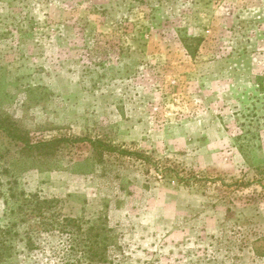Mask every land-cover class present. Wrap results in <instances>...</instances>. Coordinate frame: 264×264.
Returning <instances> with one entry per match:
<instances>
[{
	"label": "rangeland",
	"instance_id": "rangeland-1",
	"mask_svg": "<svg viewBox=\"0 0 264 264\" xmlns=\"http://www.w3.org/2000/svg\"><path fill=\"white\" fill-rule=\"evenodd\" d=\"M4 119L5 264H264V0H0Z\"/></svg>",
	"mask_w": 264,
	"mask_h": 264
},
{
	"label": "trees",
	"instance_id": "trees-1",
	"mask_svg": "<svg viewBox=\"0 0 264 264\" xmlns=\"http://www.w3.org/2000/svg\"><path fill=\"white\" fill-rule=\"evenodd\" d=\"M0 130L4 132L6 135H8L11 139H17L24 145V150L29 151H38L37 154L40 156L47 155L53 152L54 150L58 149L59 141H49V142H41L37 143L36 145H32L27 140H24V137H19L18 131L15 129V125L13 123H10L6 119L0 120ZM93 150L95 152H98V156H101V153L103 152H115L116 149L111 147L110 145H104L101 140L95 139L89 141ZM120 154H126L125 151H119ZM137 157L143 158L146 162L148 161V158L144 157L143 155H136ZM101 158L99 159V161ZM24 196V195H23ZM53 204V201H48L46 199H39L36 194L31 196H25V198L22 197V203L19 205V213L22 214L23 217H25V220H29L32 218H39L42 221H38V224L45 225L47 224L44 220L45 217V211L48 210ZM64 225L60 227V230L63 231V227H67L69 224L74 225L76 222L73 219H64ZM47 226V225H46ZM12 227L13 225H10L9 227H0V264H5L6 260L9 258V239H11L12 234ZM78 230H80L79 227H77ZM53 225H50L49 231H52ZM96 254H89L86 260L88 263H92L93 259L95 258Z\"/></svg>",
	"mask_w": 264,
	"mask_h": 264
}]
</instances>
